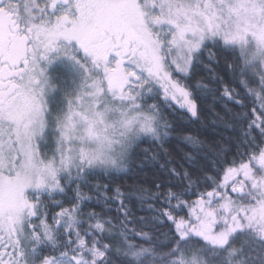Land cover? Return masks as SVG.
Listing matches in <instances>:
<instances>
[{"label":"snow or ice","instance_id":"snow-or-ice-1","mask_svg":"<svg viewBox=\"0 0 264 264\" xmlns=\"http://www.w3.org/2000/svg\"><path fill=\"white\" fill-rule=\"evenodd\" d=\"M248 39L264 62V0H0V264H264ZM130 113L161 151L97 167Z\"/></svg>","mask_w":264,"mask_h":264},{"label":"clouds","instance_id":"clouds-1","mask_svg":"<svg viewBox=\"0 0 264 264\" xmlns=\"http://www.w3.org/2000/svg\"><path fill=\"white\" fill-rule=\"evenodd\" d=\"M135 113H130L128 119L132 121L130 126L127 129H121L119 125L115 126V132L113 134V142L116 144L117 149L121 146L128 144V143H136L137 141L144 139L146 137H151L154 135L156 130V122L159 119L158 117L153 116L151 113H144V115L136 117L133 119ZM145 117H148L152 121V129L148 130L143 127V121ZM123 131V135L121 132ZM97 165H104L108 167L115 168L119 165V161L117 160H108L105 159L100 162H96Z\"/></svg>","mask_w":264,"mask_h":264},{"label":"rangeland","instance_id":"rangeland-1","mask_svg":"<svg viewBox=\"0 0 264 264\" xmlns=\"http://www.w3.org/2000/svg\"><path fill=\"white\" fill-rule=\"evenodd\" d=\"M256 51L255 47V41L253 39H248L247 42L245 43L244 49H243V54L246 58V60L249 62V65L252 67V70L256 71L258 67L264 68V62L254 59L253 58V53ZM115 132V126L111 129L108 130V136H109V143H104V144H97V143H92L86 145V149L89 152H97V151H104L107 156L111 157V160H117L119 161V165H123L124 159L119 158L122 151L124 154V158H126V155L130 149V147L133 145L132 143L125 144L121 146L119 149H117L116 144L113 142V134ZM99 168H106V169H114L112 167L104 166V165H96ZM117 166V167H118ZM115 167V168H117ZM198 260V264H202L201 260Z\"/></svg>","mask_w":264,"mask_h":264},{"label":"trees","instance_id":"trees-1","mask_svg":"<svg viewBox=\"0 0 264 264\" xmlns=\"http://www.w3.org/2000/svg\"><path fill=\"white\" fill-rule=\"evenodd\" d=\"M243 56H244V54H243ZM244 59L246 60L245 56H244ZM248 67L252 70V67L249 65V63H248ZM252 71H254V70H252ZM221 75H223V59H221ZM158 102L161 103L162 107L164 108L163 116H164L165 120L172 121V120L176 119L179 116V113L173 112V111H171V110H169L167 108V106L163 102V96H161L159 98ZM193 127L195 128V126H193ZM144 139L147 140L148 142L144 143L142 145V147L139 149V152H140L141 156L145 152H148L149 155H151L154 152H160L161 151V149H160V147H159V145L157 143H152L151 142V138L150 137L149 138H144ZM134 144L130 147L128 152L131 151V148L134 146ZM168 150H170V149L167 146H165L164 151H168ZM103 169H106V168H103ZM115 169L116 168H114V169H106V170H115ZM129 175L131 177H133V178H136L138 176L139 179H152V178H154L153 174H152V171H148V170H146V171H144L142 173H137V172L133 171ZM98 182H101V183L108 182V183H112L115 186H119V185L131 186L134 183V180L133 179H129L128 176H124L123 180H121L119 177H117L115 180H112V181H102L101 180V181H98ZM196 255H197V259H199V260H201V262H203L202 264H206V261L204 260L203 257L199 256V254H196Z\"/></svg>","mask_w":264,"mask_h":264}]
</instances>
